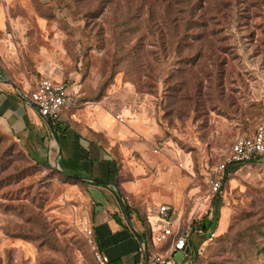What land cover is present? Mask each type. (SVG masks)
<instances>
[{"label": "rangeland", "instance_id": "obj_1", "mask_svg": "<svg viewBox=\"0 0 264 264\" xmlns=\"http://www.w3.org/2000/svg\"><path fill=\"white\" fill-rule=\"evenodd\" d=\"M168 1L0 0V64L19 82L77 77L88 100L153 123L185 179L184 227L210 170L264 121V0L195 1L179 49ZM231 170L208 215L214 236L203 235L193 264H264V157ZM0 180V264H99L74 181L33 162L1 128Z\"/></svg>", "mask_w": 264, "mask_h": 264}, {"label": "crops", "instance_id": "obj_2", "mask_svg": "<svg viewBox=\"0 0 264 264\" xmlns=\"http://www.w3.org/2000/svg\"><path fill=\"white\" fill-rule=\"evenodd\" d=\"M4 17L1 15L0 21ZM45 75L38 81L19 82L9 77L0 64L1 130L9 134L33 162L55 167L74 181L70 192L79 195L90 211L85 217V226L92 230L100 251L111 264L141 261L143 245L139 236L145 239L144 233L150 234L151 243L147 245L150 256L165 254L172 239L163 244L153 239L163 226L160 206L169 205L174 218L182 217L186 193L185 179L177 174L176 160L165 155L156 142L157 127L139 114L88 100L80 92L81 85L70 81H78L77 77L68 79L64 73L55 71ZM46 78L69 83L77 93L75 106L65 109L58 122H48L29 100L38 83ZM121 113L124 122L116 119ZM181 168L185 169L184 164ZM120 196L129 209L133 227ZM198 201L188 219H195L194 229L203 227L209 219L206 207H197ZM214 202L217 205L216 199ZM225 223V219L220 222V232ZM213 226L211 219L203 233L193 232L190 250L178 252L183 254L181 261L193 253L203 235L212 233Z\"/></svg>", "mask_w": 264, "mask_h": 264}, {"label": "built area", "instance_id": "obj_3", "mask_svg": "<svg viewBox=\"0 0 264 264\" xmlns=\"http://www.w3.org/2000/svg\"><path fill=\"white\" fill-rule=\"evenodd\" d=\"M29 100L42 117L51 122H58L65 109L75 106L77 93L69 83H59L46 78L38 83L37 88L30 94ZM128 110L126 108L124 111L128 112ZM116 119L119 122H124L123 114L116 115ZM263 156L264 121L255 128L253 133H244L236 137L224 159L208 176L206 180L207 193L200 198L197 207L199 209L203 206L206 207L207 215L212 218L214 213L213 200L220 199L225 195L224 182L232 175L231 167L250 164L260 160ZM160 216L163 226L154 235L153 239L158 244H163L172 239V244L165 254H154L152 256L143 246L140 250L142 259L137 264H193L194 255L192 252L180 263L174 261V256L178 252H184L186 249L190 250L193 232L203 233L202 227L192 228L191 221L183 227L173 217L172 208L169 205L160 206ZM87 235L99 264H110L109 258L100 251L92 230L88 229ZM211 236H214V234L211 233Z\"/></svg>", "mask_w": 264, "mask_h": 264}, {"label": "trees", "instance_id": "obj_4", "mask_svg": "<svg viewBox=\"0 0 264 264\" xmlns=\"http://www.w3.org/2000/svg\"><path fill=\"white\" fill-rule=\"evenodd\" d=\"M200 2L201 0H169L168 5L166 8L165 13H169V18L166 19V22L168 23V27L170 29L171 34L174 38V43L176 45V49H179L180 45L183 43V45H186L187 42V36L192 29L191 22L189 19L192 17H185V12H192V5L194 2ZM173 11L172 15L171 12ZM171 15V16H170ZM165 22V21H164ZM199 36H202L200 34ZM54 128L58 130L57 125H54ZM209 172V171H208ZM210 172H212L210 170ZM209 172L208 176L211 174ZM2 183V180H0V184ZM146 239L147 245H150V234L144 233L143 235ZM197 248L194 247L193 249V255L196 256ZM111 264V263H110Z\"/></svg>", "mask_w": 264, "mask_h": 264}, {"label": "water", "instance_id": "obj_5", "mask_svg": "<svg viewBox=\"0 0 264 264\" xmlns=\"http://www.w3.org/2000/svg\"><path fill=\"white\" fill-rule=\"evenodd\" d=\"M44 118H45V117H44ZM45 119L48 120L47 118H45ZM48 122H50V121L48 120ZM52 130H53V134H54V136H55L56 141L59 142V141H58V138H57V136H56V134H55L54 129H52ZM98 183L105 184V182H100V181H99ZM120 199H121L122 206H123L124 212H125V214H126V217H127L128 221H129V223L131 224V226L133 227V224H132V218H131V214H130V212H129V209H128L126 203L124 202V200H123V198H122L121 196H120ZM209 225H210V220L207 219L205 225L202 227V230L205 231ZM139 238H140V240H141V242H142V245L145 247L146 251H148L147 244H146V240H145L142 236H139ZM188 251H189V250H188Z\"/></svg>", "mask_w": 264, "mask_h": 264}]
</instances>
